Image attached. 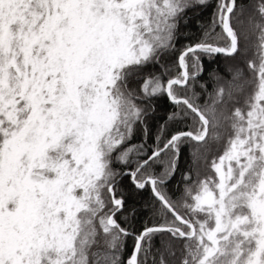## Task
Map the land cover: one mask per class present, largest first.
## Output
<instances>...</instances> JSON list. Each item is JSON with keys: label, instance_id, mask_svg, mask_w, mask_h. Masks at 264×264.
<instances>
[{"label": "snow or ice", "instance_id": "obj_1", "mask_svg": "<svg viewBox=\"0 0 264 264\" xmlns=\"http://www.w3.org/2000/svg\"><path fill=\"white\" fill-rule=\"evenodd\" d=\"M0 264H264V0H0Z\"/></svg>", "mask_w": 264, "mask_h": 264}]
</instances>
